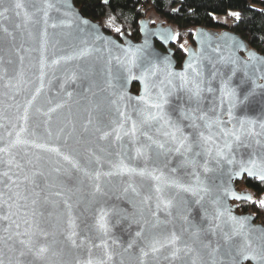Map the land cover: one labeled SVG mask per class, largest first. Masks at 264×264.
Returning a JSON list of instances; mask_svg holds the SVG:
<instances>
[{"label": "water", "instance_id": "obj_1", "mask_svg": "<svg viewBox=\"0 0 264 264\" xmlns=\"http://www.w3.org/2000/svg\"><path fill=\"white\" fill-rule=\"evenodd\" d=\"M0 13V264H264V223L237 211L242 166L264 169L263 53L200 26L178 66L169 24L134 41L74 0ZM161 95L170 124L147 119Z\"/></svg>", "mask_w": 264, "mask_h": 264}, {"label": "trees", "instance_id": "obj_2", "mask_svg": "<svg viewBox=\"0 0 264 264\" xmlns=\"http://www.w3.org/2000/svg\"><path fill=\"white\" fill-rule=\"evenodd\" d=\"M85 16L98 21L104 30L121 38L127 35L134 41L141 39L140 22L149 19L156 25L161 22L172 26L175 38L172 46L178 66L186 57L187 48L195 44L197 28L237 32L249 46L264 54V0H74ZM234 11V14H231ZM227 15L232 22L216 20V15ZM237 14L239 18L237 19ZM120 31L117 32L116 29ZM156 45L165 47L156 41ZM139 85L132 89L138 92ZM237 186L253 193L251 201L241 200L237 211L252 212L264 223V181L257 178H243Z\"/></svg>", "mask_w": 264, "mask_h": 264}, {"label": "snow or ice", "instance_id": "obj_3", "mask_svg": "<svg viewBox=\"0 0 264 264\" xmlns=\"http://www.w3.org/2000/svg\"><path fill=\"white\" fill-rule=\"evenodd\" d=\"M105 2H107V0H105ZM16 7L19 8V7H21V5H20L19 3H17V4H16ZM0 15H2V13H0ZM238 18H239V16H238V14H237V19H238ZM85 23H87V22L85 21ZM116 31L119 32L120 29L117 28ZM189 67H190V65H189ZM178 75H181V74H178ZM145 90L147 91V84L145 85ZM141 99H144V98L141 97ZM168 103H169V101H168L167 99H165V98L163 97V95H161V102L152 104V107H153V108L159 109L160 111H159L156 115H150L149 117H147V119H150V120H163L165 124H170V120L167 119V118L165 117V115L163 114L164 106H165L166 104H168ZM134 128H135V125H134ZM180 131H181V129H180L178 126H175V131H174V132H172V133L165 132L164 135H165V136H171L172 140L177 141V142L179 143L180 147H184L185 140H186L187 138L184 137L183 139H178L177 136H176V132H180ZM107 135H108V133H105V134H104L105 137H106ZM201 135H202V134H201ZM117 139H119V136H117ZM149 139L151 140L152 138L149 137ZM237 139H239V137H237ZM153 143L156 144V146H157L158 148H160V149H164V148H165V144H164V143H160V142H158V141H153ZM180 147H177V148L175 149V151H176V152H180ZM171 150H172V149H168V151H171ZM187 150H188V151H191V146H189ZM137 151H138V153H139L140 150L138 149ZM65 159H68V157H65ZM229 163H232V161L229 160ZM251 163L253 164V166H255V161H252ZM128 171H135V170H134V169H128ZM205 171H208L207 167H205ZM242 171H247L248 174H249L250 176H258V178H259L260 180H264V169H262L259 173H257V172H254V171L252 170V168H250V167H249V168H244V167L242 166ZM140 174L143 175L144 173L141 172ZM239 174H240L239 172L235 173V175H237V176H238ZM176 187L182 188L183 191H185V192H190V193H192L193 195H196V194H197V190L194 189V188H192V187H185L184 185H176ZM98 190H99V189H98ZM201 190L203 191V190H206V189H201ZM157 191H159V189H157ZM237 198H240V197H237ZM244 198H245V199H251L250 197H244ZM170 203H171V202L169 201L168 204L170 205ZM259 203H260L261 206H264V200H261ZM106 215H107V214L104 213V214L101 216V221L104 220V217H105ZM233 219H235V217H233ZM101 227L104 228V227H105V224L101 223ZM137 235H140V233H137ZM178 239H179V237H177L175 234H173L172 237L167 241V243L175 244L176 241H177ZM156 243L159 244V242H156ZM163 246H164L163 244H160V247H163ZM39 251H40V253H43V252L46 251V249H45V248H40ZM152 251H153V252H157V251H159V248L156 246V244H154V245L152 246ZM177 251H178V250H177ZM144 255H147V253L145 252ZM173 255H175V252H173ZM252 258L255 259V257H252ZM89 264H91V262H89Z\"/></svg>", "mask_w": 264, "mask_h": 264}, {"label": "rangeland", "instance_id": "obj_4", "mask_svg": "<svg viewBox=\"0 0 264 264\" xmlns=\"http://www.w3.org/2000/svg\"><path fill=\"white\" fill-rule=\"evenodd\" d=\"M231 14H234V11H231ZM216 20L227 22V23H231L232 22L230 17H228L227 15H223V14L216 15Z\"/></svg>", "mask_w": 264, "mask_h": 264}]
</instances>
